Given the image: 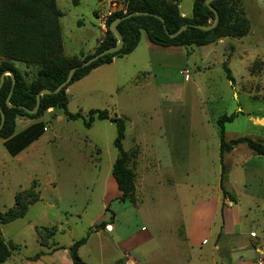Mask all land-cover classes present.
<instances>
[{"label":"rangeland","instance_id":"374dc122","mask_svg":"<svg viewBox=\"0 0 264 264\" xmlns=\"http://www.w3.org/2000/svg\"><path fill=\"white\" fill-rule=\"evenodd\" d=\"M100 1L56 0L65 55L89 51L105 31L106 17L124 11L125 0ZM178 2L179 11L191 16L193 0ZM239 5L250 23L244 37L182 47L183 57H169L144 50L143 32L133 54L82 84L72 83L70 112L85 117L89 109H106L125 117L123 148L135 174L134 203L116 200L121 195L111 175L116 129L107 120L86 128L82 118L44 115L47 129L21 156L9 155L0 139V212L13 206L21 190L33 186L39 194L23 217L0 223V239L10 245L3 264H69L68 247L85 235L78 254L86 264L174 262L178 228L186 226L200 198L212 199L221 191L217 118L237 112L225 124L226 141L248 136L264 143V0H239ZM15 66L25 69L20 62ZM30 68L28 80L37 70ZM16 120V131L29 121ZM223 164L224 188L253 216L255 233L239 236L240 244L249 240L261 252L243 257L244 251H232L221 240V205L211 227L217 234L204 246L201 264L243 258L250 261L241 264H264V156L240 143L224 154ZM205 207L207 219L212 218L213 201ZM206 231L203 227L202 234Z\"/></svg>","mask_w":264,"mask_h":264},{"label":"trees","instance_id":"16d2710c","mask_svg":"<svg viewBox=\"0 0 264 264\" xmlns=\"http://www.w3.org/2000/svg\"><path fill=\"white\" fill-rule=\"evenodd\" d=\"M205 0H193L191 16H182L179 11L178 0H125L123 10L111 12L105 19V32L95 50L91 54L69 55L63 54V40L60 28L62 12L56 5V0H0V76L5 72L4 81L0 86V108L4 113V123L0 128L2 145L11 156L18 155L32 142L45 132V122L40 119L49 108L58 110L68 119L82 118L86 128L91 127L95 120H107L114 124L116 135L113 146L117 156L112 164L113 176L121 195L116 198L120 202H135L134 171L128 166L129 154L123 148L125 138L126 119L116 113L109 114L106 109H89L86 116L80 112L72 113L68 110L69 85L85 77L94 68L110 64L114 58L131 53L138 45L142 32L148 40L156 45L168 46H203L214 43L225 37L241 38L250 31V23L240 8L239 0H213L210 4L218 13V22L210 30L204 31L192 25H208L214 20V13L204 4ZM76 4V0H74ZM146 12L147 15H133L118 22L117 30L120 32L123 45L114 52L99 57L85 67L81 63L100 51L116 44L115 36L109 30V24L117 17L129 13ZM156 16L163 19L160 21ZM183 24L188 26L178 35L170 37ZM165 26V29H164ZM14 61L25 65H34L37 71L31 80L18 69ZM77 67L70 81L57 93L44 94L36 113H28L36 105V94L44 88L53 90L62 83L71 68ZM222 67L227 79L234 83L231 71L225 62ZM11 72L15 79L9 104L6 98L11 87ZM22 106V107H20ZM27 118L37 120L19 132H15L16 119ZM237 112L228 115L222 114L216 120L219 137V158L221 163L220 189L223 197L234 201L223 186L225 165L223 157L240 143L259 156H264V143L248 136H239L228 141L225 140V124L232 122ZM1 121V116H0ZM39 199L38 192L33 186L17 192L14 204L4 212H0V223H7L16 218L23 217L29 205ZM108 209V205L106 207ZM222 222V207L220 208ZM100 225H104L102 221ZM222 228V227H221ZM219 230L218 234L222 233ZM82 236L68 247V255L72 264H86L79 256L78 249L87 241ZM10 245L0 239V264H3L10 254Z\"/></svg>","mask_w":264,"mask_h":264},{"label":"crops","instance_id":"0c3cea01","mask_svg":"<svg viewBox=\"0 0 264 264\" xmlns=\"http://www.w3.org/2000/svg\"><path fill=\"white\" fill-rule=\"evenodd\" d=\"M101 2H103V0H101L100 3ZM180 13H181L182 16H187V14L184 13V12L180 11ZM97 15L99 16L100 12L97 13ZM95 19H96V17H95ZM98 21H99V19L97 18L96 19L97 27H98ZM103 32H105V31H103ZM103 32H101V34L99 35L98 39L95 40V45L93 46V48H91L87 52H84V54L93 53V51L95 50L96 46L100 42L101 37L104 35ZM143 44L144 45H142V46L144 47V50H147V51H152V50H154V51L158 50L159 51L160 50V51H163L164 54L169 56V57H171V56L183 57V55H184V53L182 51H180L181 50L180 48H182L181 46H168V47L159 46V45L151 43L148 40L147 36H146V39H145ZM62 45H63V43H62ZM139 45H140V41H139L138 45L135 47V49L131 53L127 54V55L129 56V55L133 54V52L136 50V48H138ZM63 54H64V45H63ZM127 55H124V56H127ZM65 56H69V55H65ZM119 58H121V57H119ZM117 59L118 58H114L113 61L110 64L100 65V66L94 68L91 72H89V74H87L85 77H83L82 79L78 80L77 82H74L73 84H82V83H84L85 80H87L90 76H93L94 74H97L103 68H107V66L114 65ZM15 62H17V61H14V64H15ZM22 64H24V63H22ZM24 66H25V69H20V71L22 73H24L26 75V77H28V75H29L28 70L31 69L30 66H34V65H25L24 64ZM73 84L69 85L68 88L66 89V92L68 94V98H70V96L72 95V92H73L72 91V86H73ZM68 103H69V101H68ZM60 114H61L60 111L53 110L52 108H49L48 111L44 115H50L51 118H55V117L58 118ZM42 117L40 119H38V120L44 121L42 119ZM27 120H29V121L28 122L22 121V123H20L21 124L20 129L17 130V131L15 130V132H19L22 129L26 128L31 123L37 121V120H31V119H27ZM17 122H18V120H16V125H17ZM45 126H46V129H47V125L46 124H45ZM39 138L37 140H35L34 142H32L27 148L33 146V144L36 141H38ZM27 148H25L23 151H21L16 156H21L22 154H24L26 152L25 150ZM233 150L228 152V153L233 152ZM228 153H225V154H228ZM116 187H117V185H116ZM117 191H118V193H121L118 190V188H117ZM227 192L234 197V201H231L228 197H223L221 191L219 193H217L215 195V197L212 198V199L211 198L208 199V197L199 199V202H198L199 205L197 207L195 206L193 208V210H192V212H191V214L189 216V219H188V221L186 223V226L181 224L180 227L177 230V231H179L178 232V235H179V237H178V244H179L178 248L179 249L177 250L178 253L175 255V257L172 260L174 262L171 261L172 262L171 264H201V262H202L201 256L204 253L203 251H205L203 249L204 246H206L208 244L209 240H211L213 238V236H216V234H217V231H214L212 233L211 227H212V224L214 223L213 221H215V219H216L217 209L221 205H223V207H222V217H223V219H222V222H221V225H220L222 227V228L220 227L221 230H222L221 240L229 243V248L232 251H234V249H239L241 252L244 251V252H242L243 254H241V256H243L245 254L253 255V251L255 253L257 252L256 255L258 256V253L261 252V249L259 247H254L249 240H248V243H245V244L241 245L240 244V238H238L239 236H241L244 233L247 234V235H249V233H255L254 230H252V228H251L252 227L251 226V222L253 221V219L251 217H253V216L248 217L244 213V211H242V206L243 205L239 202L238 198H236L235 195H233L229 191H227ZM211 201H213V203H214V209H213V213L211 214L212 218L207 219V215L208 214L206 212L209 210V208L205 207V209H203L202 206H203V204L205 202L207 204L208 202H211ZM203 222L204 223L207 222V223L205 225H203ZM203 227L204 228L206 227V230H207L205 234H202L203 233ZM129 239L130 238H127V240H129ZM257 242H258V239H257ZM235 245H237V246H235ZM255 245H256V243H255ZM216 247L217 248L219 247V243L216 245ZM123 248H126V246H123ZM208 250L209 249H207V251ZM255 259H257V257H255ZM248 261H250V260L243 258V260H241V261L240 260H236L233 264L248 263ZM69 264H72L71 260H69ZM250 264H255V263L251 262Z\"/></svg>","mask_w":264,"mask_h":264},{"label":"water","instance_id":"95a60500","mask_svg":"<svg viewBox=\"0 0 264 264\" xmlns=\"http://www.w3.org/2000/svg\"><path fill=\"white\" fill-rule=\"evenodd\" d=\"M213 0H205L204 1V4L214 13V20L212 21V23L208 24V25H192L196 28H199L201 30H204V31H207V30H210L212 29L218 22V13L217 11L211 6V2ZM149 13H146V12H137V13H129V14H126L122 17H117L115 18L110 24H109V30L111 31V33L115 36L117 42L114 46L112 47H108L102 51H100L99 53H96L94 55H92L90 58L84 60L82 63H81V67H85L87 65H89L90 63L94 62L95 60H97L99 57L105 55V54H109V53H114L116 51H118L122 45H123V39H122V36L120 34V32L117 30V24L118 22H120L121 20L125 19V18H128L130 16H133V15H147ZM160 21H163V19L159 16H156ZM188 26V24H183L182 26L179 27V29L177 31H175L174 33H169L166 29H165V26H164V29H165V32L168 33V35L170 37H174L176 35H178L179 33H181L186 27ZM77 67H73L70 69L66 79L60 83L55 89L53 90H50V89H47V88H44V89H41L35 96L36 98V105L35 107L32 109V110H28L26 109V111L28 113H36L37 109H38V106H39V103H40V97L44 94H50V93H57L58 91L61 90V88H63L71 79L72 77V74L73 72L75 71ZM9 75H11V87H10V91H9V94L6 98V103L8 104V106H10L9 104V98H10V95L12 93V90H13V86L15 84V79L14 77L12 76L11 72H7ZM4 76H5V72L1 74L0 76V86L2 85L3 81H4ZM22 107V106H20ZM0 116H1V121H0V128L2 127L3 123H4V113L3 111L1 110L0 108Z\"/></svg>","mask_w":264,"mask_h":264},{"label":"bare ground","instance_id":"6f19581e","mask_svg":"<svg viewBox=\"0 0 264 264\" xmlns=\"http://www.w3.org/2000/svg\"><path fill=\"white\" fill-rule=\"evenodd\" d=\"M261 123L264 125V119H263V120H261Z\"/></svg>","mask_w":264,"mask_h":264}]
</instances>
